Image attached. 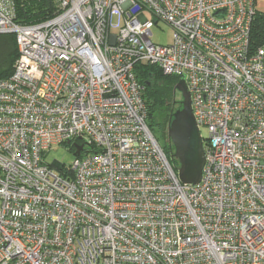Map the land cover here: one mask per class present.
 I'll return each instance as SVG.
<instances>
[{
  "label": "built area",
  "instance_id": "built-area-1",
  "mask_svg": "<svg viewBox=\"0 0 264 264\" xmlns=\"http://www.w3.org/2000/svg\"><path fill=\"white\" fill-rule=\"evenodd\" d=\"M256 1L57 0L23 25L0 0V34L19 49L0 80V264H264ZM160 22L172 45L153 41ZM138 63L186 77L208 129L197 185L147 124ZM61 145L77 158L56 168L46 154Z\"/></svg>",
  "mask_w": 264,
  "mask_h": 264
},
{
  "label": "trees",
  "instance_id": "trees-1",
  "mask_svg": "<svg viewBox=\"0 0 264 264\" xmlns=\"http://www.w3.org/2000/svg\"><path fill=\"white\" fill-rule=\"evenodd\" d=\"M16 22L19 24H35L53 17L58 11L57 0H14ZM264 47V13L256 9L252 25L251 48L257 51ZM19 56L16 35L13 33L0 34V80L9 78L14 70ZM135 74L144 86L143 99L147 108V124L156 137L157 130L165 139L160 146L166 154L171 166L177 170L178 162L171 158L172 146L166 135V128L161 124L163 115L169 122L170 116L181 107L175 93V86L180 80L178 75H165L154 65L138 63ZM159 141V139L156 137Z\"/></svg>",
  "mask_w": 264,
  "mask_h": 264
},
{
  "label": "water",
  "instance_id": "water-1",
  "mask_svg": "<svg viewBox=\"0 0 264 264\" xmlns=\"http://www.w3.org/2000/svg\"><path fill=\"white\" fill-rule=\"evenodd\" d=\"M182 94L181 107L171 116L167 127L168 140L172 146V159L178 162L177 173L183 184L197 185L203 177L205 151L200 128L195 119L191 95L183 75L175 86V93ZM83 146H77V154ZM56 168L60 164L52 162Z\"/></svg>",
  "mask_w": 264,
  "mask_h": 264
},
{
  "label": "rangeland",
  "instance_id": "rangeland-1",
  "mask_svg": "<svg viewBox=\"0 0 264 264\" xmlns=\"http://www.w3.org/2000/svg\"><path fill=\"white\" fill-rule=\"evenodd\" d=\"M256 9L264 13V0H257L256 1ZM148 16L150 18H153V15L151 13H148ZM114 32H117L114 30ZM153 35L152 39L156 44L160 45H172L174 41V29L164 23L160 22L159 25H156L152 29ZM176 97L178 101L182 100V94L180 92H176ZM167 117L163 115L161 119V124L162 126L164 125L166 128V135H167V127H168V121L166 120ZM201 136L202 138H207L208 136V129L206 127H201L200 128ZM156 137L159 139L158 142H160L161 145L165 144V139L160 134V130H157L156 132ZM172 157V156H171ZM77 158L76 154H74L72 151L69 150L68 146L66 145H61V146H53L46 154V162L49 164H52L53 161L57 160L61 162L62 164L65 165V167L71 166L75 159ZM56 171L58 169L55 168Z\"/></svg>",
  "mask_w": 264,
  "mask_h": 264
}]
</instances>
